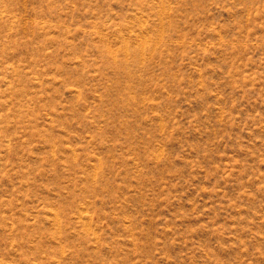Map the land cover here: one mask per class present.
Instances as JSON below:
<instances>
[{
    "label": "rangeland",
    "instance_id": "rangeland-1",
    "mask_svg": "<svg viewBox=\"0 0 264 264\" xmlns=\"http://www.w3.org/2000/svg\"><path fill=\"white\" fill-rule=\"evenodd\" d=\"M0 264H264V0H0Z\"/></svg>",
    "mask_w": 264,
    "mask_h": 264
}]
</instances>
